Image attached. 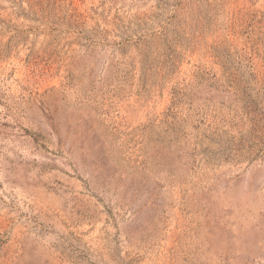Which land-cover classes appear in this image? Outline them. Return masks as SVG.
<instances>
[{
    "label": "rangeland",
    "instance_id": "rangeland-1",
    "mask_svg": "<svg viewBox=\"0 0 264 264\" xmlns=\"http://www.w3.org/2000/svg\"><path fill=\"white\" fill-rule=\"evenodd\" d=\"M0 264H264V0H0Z\"/></svg>",
    "mask_w": 264,
    "mask_h": 264
}]
</instances>
